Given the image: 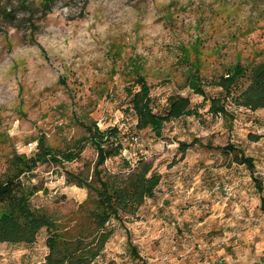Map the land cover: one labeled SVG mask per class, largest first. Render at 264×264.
Returning <instances> with one entry per match:
<instances>
[{"label":"rangeland","instance_id":"rangeland-1","mask_svg":"<svg viewBox=\"0 0 264 264\" xmlns=\"http://www.w3.org/2000/svg\"><path fill=\"white\" fill-rule=\"evenodd\" d=\"M237 60L248 68L239 93L251 66L264 62V0H0V178L12 157L31 159L23 175L39 188L31 207L71 232L89 229L88 207L79 205L92 192L66 175L92 177L96 151L83 123L115 127L121 151L104 169L124 174L123 161L142 156L160 182L134 214L109 224L113 233L91 264H264V108L228 99L231 118L208 111L215 82ZM196 64L203 95L190 84ZM136 71L154 112L178 94L198 115L165 123L160 136L138 130L128 96L139 89ZM194 138L201 142L179 147ZM229 143L253 158L252 174L221 149ZM44 147L60 162L39 160ZM69 151L76 159L63 161ZM45 238L41 230L32 244L0 243V264L41 263Z\"/></svg>","mask_w":264,"mask_h":264},{"label":"trees","instance_id":"trees-1","mask_svg":"<svg viewBox=\"0 0 264 264\" xmlns=\"http://www.w3.org/2000/svg\"><path fill=\"white\" fill-rule=\"evenodd\" d=\"M41 1L48 6L52 0ZM21 4L25 5L24 2ZM193 68L197 71V75H191V88L195 93L203 95L204 91L200 82L197 81L199 65H193ZM247 69L241 65L240 60H237L224 75L219 77L215 85L220 87V91L217 96L209 99V112L216 116L221 115L223 118H231L233 115L226 107L228 99L234 105L246 107L252 111L264 108V62L251 66L249 84L244 90L239 93L234 91L239 78L244 76ZM136 72L134 82L139 89L129 88L128 96L130 107L136 115L138 130L149 128L155 135L160 136L165 123L183 116L198 115V112L190 107V100L178 94L167 98L163 113L154 112L151 107L150 87L140 71ZM83 128L87 132L88 142L96 151L92 177L88 179L83 175L67 172L66 179L92 192V195L88 197H91L92 201L89 202L88 199L79 205L81 210L88 207L85 211L89 229L79 226L77 233L71 232L46 209L31 207L30 199L39 191L37 186L23 182V175L31 171L34 166L31 159L24 155L12 157L9 160V167L0 178V243L32 244L39 232L44 230L47 253L39 264L93 263L113 233L109 224L113 220L121 223L123 215L134 214L145 199L154 196L160 182V175L154 170L152 163L143 157L139 158L134 166L124 160V166L127 167L124 174L105 170L106 160L118 155L121 151L117 137L119 129L113 127L101 130L94 123H83ZM200 142L199 138H194L188 144L180 142L179 147L186 150ZM206 145L212 147L210 143ZM45 147L39 160L45 161L47 157L60 162ZM221 149L232 155L235 163L244 165L251 174L253 173V158L247 156L243 149L231 143ZM63 159V161L71 162L76 159V155L69 151L63 154ZM32 162L34 163V160ZM253 182L256 190L261 192V181L253 177ZM90 203L92 207L89 206ZM132 253L136 258H140L135 248H132Z\"/></svg>","mask_w":264,"mask_h":264},{"label":"crops","instance_id":"crops-1","mask_svg":"<svg viewBox=\"0 0 264 264\" xmlns=\"http://www.w3.org/2000/svg\"><path fill=\"white\" fill-rule=\"evenodd\" d=\"M119 130H120V129H119ZM135 134H136V133H133V136H134ZM135 136H137V135H135ZM130 141H131V137H130ZM138 142H139V137H138ZM138 142H136V143H134V144H137ZM130 143L133 144V142H130ZM211 148H212V147H211ZM141 157H142V156H141ZM141 157H140V158H141ZM143 158H144V157H143ZM138 159H139V158H138ZM138 159H137V160H138ZM137 160H136V161H137ZM136 161H135L134 163H130L129 161H127V162H129V163L131 164V166H134L135 163H136ZM155 190H156V189H155ZM261 192H262V191H261Z\"/></svg>","mask_w":264,"mask_h":264},{"label":"built area","instance_id":"built-area-1","mask_svg":"<svg viewBox=\"0 0 264 264\" xmlns=\"http://www.w3.org/2000/svg\"><path fill=\"white\" fill-rule=\"evenodd\" d=\"M131 142H133V143H136V142H138V137L137 136H131Z\"/></svg>","mask_w":264,"mask_h":264}]
</instances>
